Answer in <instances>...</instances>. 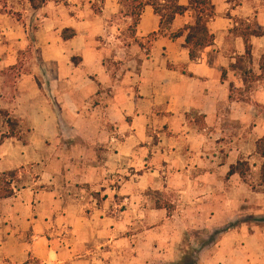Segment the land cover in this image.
I'll return each instance as SVG.
<instances>
[{"label":"crops","instance_id":"crops-1","mask_svg":"<svg viewBox=\"0 0 264 264\" xmlns=\"http://www.w3.org/2000/svg\"><path fill=\"white\" fill-rule=\"evenodd\" d=\"M95 3L102 6L98 12ZM211 3L215 17L208 29L215 43L192 60L188 33L171 39L195 24L189 0H179L189 10L170 26L147 7L132 36L140 43L127 47L115 43L121 0H44L37 9L32 0H0V176L37 174L33 186H13L14 195L0 199V264H175V243L154 235L160 230L147 229L146 220L132 218L138 208L133 189L178 194L187 212L195 213L185 226L211 231L231 222L235 228L223 234L218 254L211 256L210 246L204 251L209 264H238L235 249L246 239L247 225H238L243 216L233 214L232 206L228 219L221 208L246 184L238 174L228 176L242 161L229 158L216 172L217 158L209 150L213 133H222L230 116L252 123L264 108V86L250 93V103L232 97L233 86L246 91L244 78L232 69L246 55L239 33L246 27L264 33V0ZM67 31L74 36L65 38ZM150 37L147 50L143 44ZM251 44V73L259 78L264 36L252 37ZM8 119L18 122L9 138ZM153 126L160 137L157 155L169 173L129 177L117 190L118 162L136 154L139 139ZM261 136L258 142L264 131ZM183 161L196 171L172 172ZM216 195L221 199L214 205ZM117 196L124 202L116 203ZM252 198L258 206L255 264H264V193ZM118 208L120 219L113 215ZM149 211L165 218L170 212L164 206Z\"/></svg>","mask_w":264,"mask_h":264},{"label":"rangeland","instance_id":"rangeland-1","mask_svg":"<svg viewBox=\"0 0 264 264\" xmlns=\"http://www.w3.org/2000/svg\"><path fill=\"white\" fill-rule=\"evenodd\" d=\"M101 7L102 6L100 3H95L93 5V9L95 12H98ZM114 22L116 24L115 43L118 47L131 46L132 42L140 43L139 41L132 39L133 37L130 28L128 29L131 22L128 20L127 9H121L120 14L116 16ZM73 34H71L70 31H67L65 33V38L72 37ZM153 39L154 37H150V39L146 41L145 44H143L147 50H150V45L153 42ZM102 43H104V40H102ZM239 59H241V57H239L238 60ZM252 62L253 58L252 61L248 59L241 60V64L238 66L239 69L237 70L236 75H238L239 78H244V74L253 72L254 69L252 68ZM253 82H248V84L246 85L245 93H243L241 90H236V88H234L233 86V99L238 98L242 99V101L245 103H250L251 101L250 99H248L251 96L250 93L259 90L262 86H264V81H262L261 83H256L255 81ZM248 87L251 88L249 91H247ZM257 110L258 117L254 122L252 121V123H248L247 121L244 124H242L241 122L238 123L236 120H234V117L232 118L230 116L227 124L225 125V127H223L222 133H213L212 148L211 150H209L211 157L217 158V160H213L214 162L212 165L213 170L216 172H220L218 167L222 164H225L226 160L229 158L247 162L250 165L251 171L247 173L248 182L244 186H242L243 190L238 192L236 197H228L227 201L230 205L221 208V210H228L227 213L225 212L226 214L222 213V216L225 217V219H228V215L230 213L229 210L232 206L233 208L231 210L233 214L240 212V214L243 216L242 218H240L241 220H239L238 225H240L241 222L247 225V228L244 231V236H246V239L240 242V244H238L235 249L238 251L236 256V258H238V264H255L257 262V258L255 257L256 252L254 250V243L252 241V226L254 225V220H256L254 218V212L257 210L258 206L257 204H254L252 195L256 192H262V194L264 193V185L260 181V168L263 164V159L259 154L260 141L258 142L257 140L259 137H262L261 135L264 131V108H258ZM259 123H261L260 132L257 130L259 127ZM155 131L156 129L153 126L151 130H149L147 133H145V135L142 136L141 139H139V144L135 148L136 154H133L130 159L127 158L126 162H118V170L115 179V187L117 188V190L120 186V182H124V180L128 179L129 177L136 180L144 173H150L154 171L161 172L164 170L166 173H169L170 168H167L163 163L162 158L158 157L157 155L158 141H160V137L158 136L159 133ZM118 139L120 141L123 140L122 136H119ZM191 154L194 155V152L192 151ZM190 163V161H183L182 163L177 164L172 172L187 171L191 173L193 171H196L194 170V167L196 166ZM36 175L37 174L32 172V175H17L14 179L1 175L0 191L3 188L7 189L9 187L12 188L13 186H16V188L19 189L30 188L34 185ZM20 177H22V179H20ZM242 182L243 181L241 180V183ZM130 191L133 192V204H135V206H138V208L135 207L131 211L132 218L136 217L138 220H146L145 227L147 229L151 231L157 229L160 230L159 233L154 232V235H166L168 236V238H170L169 241L172 243V245L173 243H175L174 247L176 254L180 256V259H178L175 264L181 263L183 259L190 258L192 256V249L199 250L200 252L198 264H209L210 259L208 258L210 256L208 254V251H204V248L206 247H202V245L209 241L210 237H212L214 239V243L210 245L212 249L211 256L215 257L218 254L221 242L225 239V236H217V233H220L225 229L231 228L233 230L235 228V226L231 225V222L227 221H225L224 227H221L219 229H211V231L205 229L202 225L195 227L185 226L186 223L184 225L182 222H184L185 220L189 221L192 217L191 214L195 213L187 212V207L185 206L188 205L184 206L182 202L180 203L181 200L178 194L162 193L156 192L154 190L142 191L141 189H133ZM92 196L95 195L92 194ZM213 199L215 205L218 201H220L221 197L220 195H216L213 197ZM122 200L123 199L121 197L117 196L116 203L121 204L124 202ZM99 201H101V199ZM173 202L175 203V206L171 204ZM234 203H237V205H234ZM222 204L226 205V203L224 202H222ZM159 205H168L170 207L168 216L166 218L160 217L158 215L156 216L155 213L154 216H148L150 213L149 210L158 208ZM2 211L3 206L0 208V226L5 225V222L4 220H2L1 216L3 215ZM115 211L116 212L113 215L116 218L120 219V216L122 215L121 209L118 208ZM90 213L91 212H88L87 214L89 215ZM213 213L214 212H212V214ZM29 217V219H31V214ZM8 223L9 222H7V226ZM161 229H163L165 232L161 233ZM133 231L137 233L138 228H134ZM30 235L31 232H28V236ZM174 239L176 240V242L174 241Z\"/></svg>","mask_w":264,"mask_h":264},{"label":"trees","instance_id":"trees-1","mask_svg":"<svg viewBox=\"0 0 264 264\" xmlns=\"http://www.w3.org/2000/svg\"><path fill=\"white\" fill-rule=\"evenodd\" d=\"M37 0H32V4L34 8H40L44 4V0L40 1L39 4H36ZM190 1V7L194 10L196 15V20L194 25H186L185 28L180 30L179 32L172 34L171 39H178L180 37H183L185 32L188 33L186 38V47L190 51V58L192 60H196L198 58L199 49L213 46L215 43V37L210 34L208 29V23L214 19L215 13H214V7L211 3V0H189ZM121 4L123 8L128 10V17L132 20V25L130 26V31L132 33V36H135L137 27L141 21L142 14L144 10L147 7L154 8V11L157 15H159L162 18V24L166 26H170L175 18L178 15H184L189 10L187 7H183L179 5V0H121ZM239 35L243 37L246 45V55L244 57H241L237 61V63L232 66V69L238 70L239 65L241 64V60L248 59L252 61V52H253V46L251 44V38L252 37H263L264 33L252 30L251 27H246L243 30L240 31ZM74 36V34L72 35ZM261 68V76L253 77L252 73L244 74V82L247 85L250 81H259L264 80V55L261 58L260 63ZM226 74H224L225 76ZM248 76V77H246ZM257 78V80H256ZM250 80V81H248ZM251 88L248 87L247 91H249ZM4 116L8 117L6 113L3 114ZM8 125L10 129L9 137L15 136V130L18 126V122L12 119H8ZM7 136H4L2 138V141ZM259 154L261 158L263 159V164L260 168V181L264 185V140H261L259 142ZM250 165L247 162H238L236 165H233L230 169V172L228 174L229 177L233 175H240V177L244 180V182H248L247 179V173L250 172ZM8 178L14 179L17 176V172H10L6 175ZM14 195V190L12 188L2 189L0 191V199H7ZM164 205H159L158 208H163ZM170 210V207L164 206ZM231 228L225 229L224 231L217 233V236H221L224 233L230 231ZM214 243V239L210 237L209 241H207L205 244L202 245V247L210 246ZM192 256L187 259H183L181 263L179 264H198L199 262V250L192 249L191 250Z\"/></svg>","mask_w":264,"mask_h":264}]
</instances>
